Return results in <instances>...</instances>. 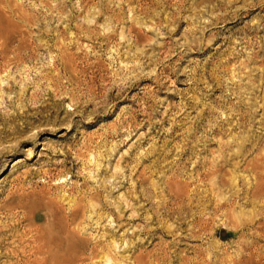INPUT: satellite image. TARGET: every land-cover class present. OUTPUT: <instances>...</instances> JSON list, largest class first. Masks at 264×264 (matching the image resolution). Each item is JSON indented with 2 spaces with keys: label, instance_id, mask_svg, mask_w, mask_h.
Returning <instances> with one entry per match:
<instances>
[{
  "label": "rangeland",
  "instance_id": "1",
  "mask_svg": "<svg viewBox=\"0 0 264 264\" xmlns=\"http://www.w3.org/2000/svg\"><path fill=\"white\" fill-rule=\"evenodd\" d=\"M82 247L264 264V0H0V264Z\"/></svg>",
  "mask_w": 264,
  "mask_h": 264
},
{
  "label": "bare ground",
  "instance_id": "2",
  "mask_svg": "<svg viewBox=\"0 0 264 264\" xmlns=\"http://www.w3.org/2000/svg\"><path fill=\"white\" fill-rule=\"evenodd\" d=\"M6 122V121H5ZM8 125V124H7ZM24 209V208H23ZM22 209V210H23ZM24 211V210H23ZM27 212V211H26ZM26 212H24V213H26ZM25 215V214H24ZM72 215L74 216L75 214H74V212L72 213ZM19 216V215H18ZM22 218V217H21ZM44 220V219H43ZM64 220V219H63ZM70 220V219H69ZM71 224V223H70ZM75 224V223H74ZM37 225H39V224H37ZM75 229V228H74ZM38 231V230H37ZM32 232V231H31ZM30 235V234H29ZM70 238V237H69ZM40 242H42V241H40ZM63 244V243H62ZM117 244V243H116ZM74 245V244H73ZM37 246V245H36ZM39 246V245H38ZM52 246V245H51ZM75 246V245H74ZM81 246V245H80ZM35 247V246H34ZM69 247V246H68ZM47 248V247H46ZM70 248H71V246H70ZM73 248H75V247H73ZM56 250V249H55ZM63 250V249H62ZM105 250V249H104ZM18 251V250H17ZM61 251V250H60ZM66 251V250H65ZM64 251V252H65ZM89 251V250H88ZM29 252V251H28ZM33 252H35V254H37V255H45V252L43 251V249H41L40 247L38 248H36V250L35 251H33ZM67 252L69 253H73L71 256H69L67 259H66V264H78V263H80V262H82V261H84V259H85V255H84V253H85V248L84 247H82V248H77V249H74V250H69V249H67ZM77 252H80V253H82L81 255H76V256H74L75 255V253H77ZM33 254V253H32ZM49 254V253H48ZM30 256V255H29ZM92 256V255H91ZM87 257V256H86ZM31 258V257H30ZM29 258V259H30ZM37 258V257H36ZM93 258V257H92ZM95 259V258H94ZM111 258L109 259H106V261H108L107 263H110L111 262ZM86 261V260H85ZM84 261V262H85ZM105 261V262H106ZM51 262H55L54 260H52ZM26 263V262H25ZM38 263H41V264H45V263H49V260H48V258L46 257V258H42V259H40L39 261H38ZM65 263V262H64ZM31 264V263H30Z\"/></svg>",
  "mask_w": 264,
  "mask_h": 264
}]
</instances>
